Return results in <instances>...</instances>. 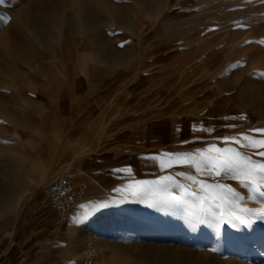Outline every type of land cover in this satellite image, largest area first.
Returning <instances> with one entry per match:
<instances>
[{"label":"rangeland","instance_id":"374dc122","mask_svg":"<svg viewBox=\"0 0 264 264\" xmlns=\"http://www.w3.org/2000/svg\"><path fill=\"white\" fill-rule=\"evenodd\" d=\"M263 35L264 0H5L0 233L11 229L16 239L45 227L26 256L34 264H264L252 251L264 249V218L218 229L197 223L188 213L198 210L158 195L167 186L191 200L164 180L198 191L176 176L190 170L153 159L214 144L264 161L254 155L262 147L217 139L264 140L254 131L264 129ZM58 177L76 192L61 213L44 192ZM198 178L249 194L230 178ZM96 202L109 206L77 223L81 205ZM8 239L0 235V255Z\"/></svg>","mask_w":264,"mask_h":264},{"label":"snow or ice","instance_id":"6c2138e0","mask_svg":"<svg viewBox=\"0 0 264 264\" xmlns=\"http://www.w3.org/2000/svg\"><path fill=\"white\" fill-rule=\"evenodd\" d=\"M4 3L5 0H0V4ZM208 131H211V129ZM254 131L264 132V129H256ZM217 139L231 142L241 148L255 149L257 146L264 148V140H255L243 133L238 136ZM244 141L248 143L245 144ZM254 155L264 158V151H257ZM161 156L175 159L179 165L188 168L190 171L177 172L176 176L198 185V191H189L188 187L180 183L175 177L166 176L164 177L165 181H168L172 187L182 189L185 196H190L192 199L188 200L183 197L172 196L167 186H165L158 193L162 202L171 203V201H175L176 205L187 206L185 208L186 211L187 208L196 209L198 212H189L188 215L193 217L199 224L211 225L216 221L215 227L217 229L221 224L228 223L229 220L234 222L233 226H236L235 222L239 224L250 223L253 215L264 218V190H262L264 189V161L253 159L247 152H242L237 148L231 146L221 148L214 144L206 149L197 150L195 153H162L154 156L153 159L160 160ZM161 166H164L162 161ZM115 171L130 173L131 169H116ZM193 171L195 174H193ZM198 177H207L209 180L214 179V177H220L221 179L230 178L247 188L249 194L245 196L229 184L221 183L220 181L209 183ZM143 183L148 184L150 187L151 184H160V181ZM131 187L130 185L129 188ZM136 194L133 192V195ZM145 194L147 195L148 193ZM169 197L171 200L168 199ZM246 200L258 201L260 206L251 209L242 207L241 202ZM108 206L104 202L93 203L90 207L81 205L84 212L76 222H82L87 216Z\"/></svg>","mask_w":264,"mask_h":264},{"label":"crops","instance_id":"0c3cea01","mask_svg":"<svg viewBox=\"0 0 264 264\" xmlns=\"http://www.w3.org/2000/svg\"><path fill=\"white\" fill-rule=\"evenodd\" d=\"M79 177L81 178L82 176H79ZM73 180L76 181L77 184H79L80 182L79 180H77V178L76 179L73 178ZM79 188H80V192L79 194L78 193L77 194L80 196H77V198L78 200L80 199L79 202H81V200L83 199V197H81L83 193L81 192L82 187L79 186ZM75 198H76V192H75ZM44 228L45 227L43 226L42 227L36 226L35 228H33L32 233L27 234L26 232L23 238L19 237L16 239H14L13 237L14 232H12L13 230L11 229L1 232L0 233L1 236H4V237L8 236L10 239H8V244H7L8 246L2 250L0 257L2 255H4L5 257L0 259V264H34L35 260L31 258H27L26 256H28V254H30L31 252L38 250V248H36L37 243L34 240L38 236L40 231L44 230ZM18 232L20 233V228ZM13 243H14L15 248L12 247ZM21 245H22V249L17 250V248H19ZM7 251H8V254L5 255Z\"/></svg>","mask_w":264,"mask_h":264},{"label":"built area","instance_id":"2783aa9c","mask_svg":"<svg viewBox=\"0 0 264 264\" xmlns=\"http://www.w3.org/2000/svg\"><path fill=\"white\" fill-rule=\"evenodd\" d=\"M52 206L58 212L68 211L75 201L74 184L65 177H58L44 188Z\"/></svg>","mask_w":264,"mask_h":264},{"label":"bare ground","instance_id":"6f19581e","mask_svg":"<svg viewBox=\"0 0 264 264\" xmlns=\"http://www.w3.org/2000/svg\"><path fill=\"white\" fill-rule=\"evenodd\" d=\"M78 1H80L81 3H84V1L85 0H78ZM264 36V35H263ZM259 37V36H258ZM263 39H264V37H263ZM264 51V50H263ZM262 60H260L261 62V64L263 65V67H264V57H262L261 58ZM219 135V134H218ZM139 151V153L141 154V153H145L146 152V150L145 149H139L138 150ZM257 151H262V150H257ZM256 151V152H257ZM148 152V151H147ZM255 153V152H254ZM257 157H259V156H257ZM262 158V157H261ZM149 167V166H148ZM166 168H168V167H166ZM151 171V170H150ZM153 172V171H152ZM151 174V173H150ZM68 179V178H67ZM75 183V182H74ZM77 183V182H76ZM132 190V189H131ZM158 216V215H157ZM160 220V219H159ZM256 223V222H255ZM104 227V224L103 223H99L98 224V226H97V230H100L101 228H103ZM210 232V231H209ZM224 234H225V232H224ZM226 236V235H225ZM227 237V236H226ZM225 237V238H226ZM193 239V238H192ZM200 240V239H199ZM198 240V241H199ZM245 240V239H244ZM247 240V239H246ZM246 242V241H245ZM245 245H246V243H245ZM244 246V245H243ZM243 246H242V248H243ZM231 247V246H230ZM247 248V247H246ZM252 251L256 254V255H259V256H262V257H264V249L261 247V246H259V245H256V246H254V247H252ZM86 252V251H85ZM88 253V252H87ZM89 253H90V251H89ZM85 255V254H84ZM90 255H92V254H90ZM91 258V257H90ZM223 261V260H222ZM225 264H231L230 263V261H228V260H225Z\"/></svg>","mask_w":264,"mask_h":264}]
</instances>
